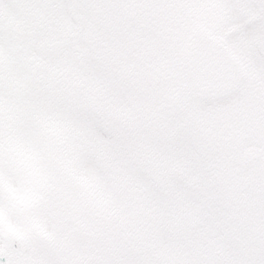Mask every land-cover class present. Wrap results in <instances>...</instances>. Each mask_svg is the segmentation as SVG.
<instances>
[{
	"label": "snow or ice",
	"instance_id": "1",
	"mask_svg": "<svg viewBox=\"0 0 264 264\" xmlns=\"http://www.w3.org/2000/svg\"><path fill=\"white\" fill-rule=\"evenodd\" d=\"M0 264H264V0H0Z\"/></svg>",
	"mask_w": 264,
	"mask_h": 264
}]
</instances>
